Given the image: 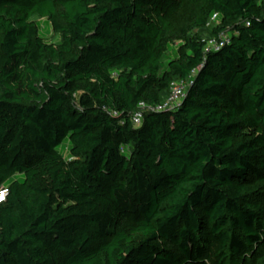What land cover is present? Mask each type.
Here are the masks:
<instances>
[{
	"label": "trees",
	"instance_id": "16d2710c",
	"mask_svg": "<svg viewBox=\"0 0 264 264\" xmlns=\"http://www.w3.org/2000/svg\"><path fill=\"white\" fill-rule=\"evenodd\" d=\"M4 189L0 264H264V0H0Z\"/></svg>",
	"mask_w": 264,
	"mask_h": 264
},
{
	"label": "built area",
	"instance_id": "2783aa9c",
	"mask_svg": "<svg viewBox=\"0 0 264 264\" xmlns=\"http://www.w3.org/2000/svg\"><path fill=\"white\" fill-rule=\"evenodd\" d=\"M216 18L217 15H214L213 19L215 20ZM228 39L229 37L227 36V34L226 35L223 34L222 36H220V38L210 37L206 41V45H205L206 53L214 49L219 50L220 47L224 44V42H226ZM193 83L194 82L192 81L191 78L178 80L174 82L171 86V91L167 100L164 103H162V105L157 106L155 109L157 111H162V110H174L179 108V106L184 100L183 98L186 95L188 87L191 86ZM149 108L151 109V107H149L147 103H142L140 105V108L133 115V120L136 125L142 123L144 119L143 117L144 112L146 111V109ZM6 194H7V189H4L0 192V202L5 200Z\"/></svg>",
	"mask_w": 264,
	"mask_h": 264
},
{
	"label": "rangeland",
	"instance_id": "374dc122",
	"mask_svg": "<svg viewBox=\"0 0 264 264\" xmlns=\"http://www.w3.org/2000/svg\"><path fill=\"white\" fill-rule=\"evenodd\" d=\"M42 23H43L44 35L47 37V39L50 42H58L60 40V36L53 32L51 25L48 22H46V20L44 19Z\"/></svg>",
	"mask_w": 264,
	"mask_h": 264
}]
</instances>
